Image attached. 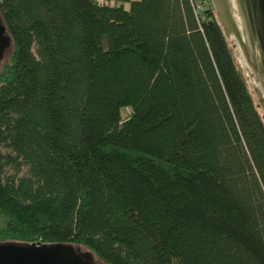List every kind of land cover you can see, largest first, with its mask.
Wrapping results in <instances>:
<instances>
[{
    "label": "trees",
    "instance_id": "1",
    "mask_svg": "<svg viewBox=\"0 0 264 264\" xmlns=\"http://www.w3.org/2000/svg\"><path fill=\"white\" fill-rule=\"evenodd\" d=\"M114 1L0 0V241L264 264V120L211 1Z\"/></svg>",
    "mask_w": 264,
    "mask_h": 264
},
{
    "label": "water",
    "instance_id": "2",
    "mask_svg": "<svg viewBox=\"0 0 264 264\" xmlns=\"http://www.w3.org/2000/svg\"><path fill=\"white\" fill-rule=\"evenodd\" d=\"M235 63L264 120V0H211ZM12 45L0 16V70ZM0 264H102L94 252L71 243L0 241Z\"/></svg>",
    "mask_w": 264,
    "mask_h": 264
},
{
    "label": "rangeland",
    "instance_id": "3",
    "mask_svg": "<svg viewBox=\"0 0 264 264\" xmlns=\"http://www.w3.org/2000/svg\"><path fill=\"white\" fill-rule=\"evenodd\" d=\"M99 1H100V3H105V4H109V5H120V4H122L121 2H117V1H114V0H99ZM123 5L126 8L130 7V3L129 2L123 3ZM12 51H13V48L9 47V49L6 52V56L5 57H8L9 55H11ZM129 113H130V109L129 108L122 109L123 117H127L129 115Z\"/></svg>",
    "mask_w": 264,
    "mask_h": 264
},
{
    "label": "built area",
    "instance_id": "4",
    "mask_svg": "<svg viewBox=\"0 0 264 264\" xmlns=\"http://www.w3.org/2000/svg\"><path fill=\"white\" fill-rule=\"evenodd\" d=\"M211 0H192L194 7L196 8V11L199 10V8L202 6L203 3H209Z\"/></svg>",
    "mask_w": 264,
    "mask_h": 264
}]
</instances>
